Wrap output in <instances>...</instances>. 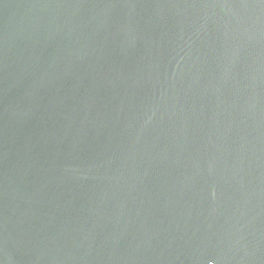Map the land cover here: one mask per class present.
Segmentation results:
<instances>
[{
    "label": "water",
    "instance_id": "95a60500",
    "mask_svg": "<svg viewBox=\"0 0 264 264\" xmlns=\"http://www.w3.org/2000/svg\"><path fill=\"white\" fill-rule=\"evenodd\" d=\"M0 264H264V0H0Z\"/></svg>",
    "mask_w": 264,
    "mask_h": 264
}]
</instances>
